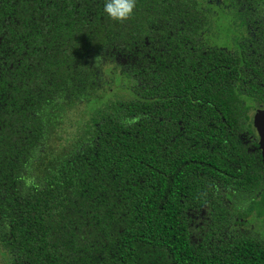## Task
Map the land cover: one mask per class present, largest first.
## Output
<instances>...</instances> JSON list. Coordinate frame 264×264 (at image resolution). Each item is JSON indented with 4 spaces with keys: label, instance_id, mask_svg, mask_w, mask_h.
<instances>
[{
    "label": "trees",
    "instance_id": "16d2710c",
    "mask_svg": "<svg viewBox=\"0 0 264 264\" xmlns=\"http://www.w3.org/2000/svg\"><path fill=\"white\" fill-rule=\"evenodd\" d=\"M103 7L0 0L6 264H264V0Z\"/></svg>",
    "mask_w": 264,
    "mask_h": 264
},
{
    "label": "rangeland",
    "instance_id": "374dc122",
    "mask_svg": "<svg viewBox=\"0 0 264 264\" xmlns=\"http://www.w3.org/2000/svg\"><path fill=\"white\" fill-rule=\"evenodd\" d=\"M211 34L215 35L216 34V30L214 29L211 32ZM107 85L108 86L105 87L104 93L102 91L98 93V96H100L101 99L105 100L104 98H106L105 104H107V103L109 104L111 102H115V101L122 100V99L126 98L125 95L118 93V88L120 87L119 84H114L110 79H108L107 80ZM104 94H106L105 97H103ZM81 114H83L84 116L81 117L82 116ZM249 114H250V117L253 118L254 112L252 111ZM86 115L88 116V118H86ZM89 117H90V114H88L87 112L84 111V106H79L78 107V111L77 112H73V116H72L71 120H69V121L66 120V124L64 125L63 131L66 134L74 133L75 132V127L81 126V128H83L84 125L89 121ZM79 118L83 119L82 124H77L76 123V121ZM261 226H264V223L263 224L256 223L255 227L252 226V228H254L257 231L262 232L263 231V229H262L263 227H261ZM2 255L3 254L0 251V264H6V262H5L6 260L4 259V257Z\"/></svg>",
    "mask_w": 264,
    "mask_h": 264
},
{
    "label": "clouds",
    "instance_id": "9594fccd",
    "mask_svg": "<svg viewBox=\"0 0 264 264\" xmlns=\"http://www.w3.org/2000/svg\"><path fill=\"white\" fill-rule=\"evenodd\" d=\"M136 0H104L103 11L107 17L115 22H124L134 13ZM21 181L26 187L33 186L32 177H21Z\"/></svg>",
    "mask_w": 264,
    "mask_h": 264
},
{
    "label": "water",
    "instance_id": "95a60500",
    "mask_svg": "<svg viewBox=\"0 0 264 264\" xmlns=\"http://www.w3.org/2000/svg\"><path fill=\"white\" fill-rule=\"evenodd\" d=\"M252 123L259 140V147L264 153V110L254 112Z\"/></svg>",
    "mask_w": 264,
    "mask_h": 264
},
{
    "label": "flooded vegetation",
    "instance_id": "af4514ba",
    "mask_svg": "<svg viewBox=\"0 0 264 264\" xmlns=\"http://www.w3.org/2000/svg\"><path fill=\"white\" fill-rule=\"evenodd\" d=\"M257 135V134H256ZM259 141V140H258Z\"/></svg>",
    "mask_w": 264,
    "mask_h": 264
}]
</instances>
